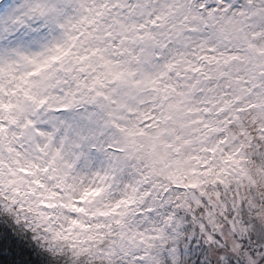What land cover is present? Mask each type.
Here are the masks:
<instances>
[{
	"label": "snow or ice",
	"instance_id": "snow-or-ice-1",
	"mask_svg": "<svg viewBox=\"0 0 264 264\" xmlns=\"http://www.w3.org/2000/svg\"><path fill=\"white\" fill-rule=\"evenodd\" d=\"M0 264H264V0H0Z\"/></svg>",
	"mask_w": 264,
	"mask_h": 264
}]
</instances>
